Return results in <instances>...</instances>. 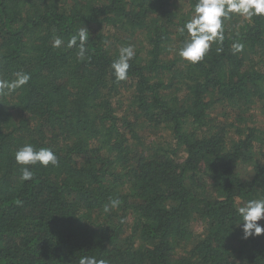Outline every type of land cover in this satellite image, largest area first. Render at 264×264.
<instances>
[{"label": "trees", "instance_id": "obj_1", "mask_svg": "<svg viewBox=\"0 0 264 264\" xmlns=\"http://www.w3.org/2000/svg\"><path fill=\"white\" fill-rule=\"evenodd\" d=\"M196 2L0 0V77L31 76L0 95V264H78L85 255L264 264V233L243 238L236 212L237 199L264 198V140L247 122L264 100V16L232 14L223 44L191 64L176 55L185 39L177 29ZM83 26L89 59L80 61L66 45ZM129 44L136 55L117 82L110 65ZM139 121L168 129L170 142L144 147ZM25 143L51 148L58 165L29 166L33 178L22 181L14 152ZM240 164L251 166L249 180ZM110 199L120 205L105 213ZM193 221L203 227L197 237Z\"/></svg>", "mask_w": 264, "mask_h": 264}, {"label": "clouds", "instance_id": "obj_2", "mask_svg": "<svg viewBox=\"0 0 264 264\" xmlns=\"http://www.w3.org/2000/svg\"><path fill=\"white\" fill-rule=\"evenodd\" d=\"M232 14L247 20H251L253 16H264V0H197L191 17L177 29L181 35L185 36V39L182 46L176 49V55L191 64L202 61L213 43L223 44L225 39L224 20L229 19ZM88 37L89 32L83 26L76 35L71 36L67 41L68 48H78L77 57L80 61L89 59L86 55ZM62 45H65V41L59 36L55 37L52 46L60 48ZM232 47L234 52H240L244 46L237 42ZM216 51L219 53L223 49L217 47ZM135 55L134 45L129 44L119 48L117 58L110 65L117 82L128 79V70L131 67L129 61ZM14 76V79L0 77V95L12 93L26 85L31 79L30 74L23 71L16 72ZM14 160L21 166L20 179L22 181H29L33 178L34 173L29 166L58 165V158L51 148H36L31 143H25L18 147L14 152ZM119 205V199H110L109 203L104 205L103 211L109 213ZM236 212L243 222V238L247 239L249 236H258L264 233V226L257 223L264 219V198L248 200L237 206ZM78 264H108V262L104 259H97L95 256L85 255L79 258Z\"/></svg>", "mask_w": 264, "mask_h": 264}, {"label": "rangeland", "instance_id": "obj_3", "mask_svg": "<svg viewBox=\"0 0 264 264\" xmlns=\"http://www.w3.org/2000/svg\"><path fill=\"white\" fill-rule=\"evenodd\" d=\"M181 6L184 7V5ZM127 95L128 92L125 91L120 99L122 101V107L127 106ZM215 112L217 113L218 109ZM247 114L249 115V119L247 120V122L251 121L250 123H252V125L259 128V137L260 139L264 140V100L258 101L257 103L253 104ZM136 128L139 134L143 137L144 147H150V145L152 144L166 145L168 144V142H170L171 138L168 129H148L144 122L141 121L137 123ZM236 170L245 180H249V178L251 177V166L249 164H240L236 167ZM242 204H244V202L240 199H237V205L239 206ZM202 228V225H200V223H197L196 221H193L191 223V229L193 230L196 237L197 235H200V233H202Z\"/></svg>", "mask_w": 264, "mask_h": 264}]
</instances>
